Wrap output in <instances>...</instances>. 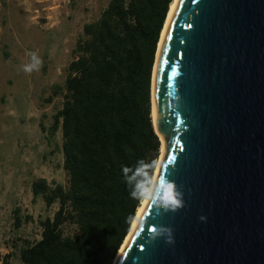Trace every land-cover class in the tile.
Listing matches in <instances>:
<instances>
[{"label": "water", "instance_id": "obj_1", "mask_svg": "<svg viewBox=\"0 0 264 264\" xmlns=\"http://www.w3.org/2000/svg\"><path fill=\"white\" fill-rule=\"evenodd\" d=\"M153 96L165 153L116 264H264V0H179Z\"/></svg>", "mask_w": 264, "mask_h": 264}, {"label": "trees", "instance_id": "obj_2", "mask_svg": "<svg viewBox=\"0 0 264 264\" xmlns=\"http://www.w3.org/2000/svg\"><path fill=\"white\" fill-rule=\"evenodd\" d=\"M172 0H108L83 24L64 68L44 102L60 98L49 125L61 133L65 183L35 177L32 200L52 215L38 219L39 238L16 237L21 264H112L151 184L161 141L151 117V78L157 44ZM144 197V196H143ZM14 229L32 220L12 210ZM13 253L0 257L8 264Z\"/></svg>", "mask_w": 264, "mask_h": 264}, {"label": "rangeland", "instance_id": "obj_3", "mask_svg": "<svg viewBox=\"0 0 264 264\" xmlns=\"http://www.w3.org/2000/svg\"><path fill=\"white\" fill-rule=\"evenodd\" d=\"M107 2L0 0V257L13 253L8 264H21L22 243L14 247L15 238L38 239V219L56 209V205L45 208L40 198L33 201L30 190L35 177L65 183L61 133L48 141L39 126L43 115V124H50L61 99L51 103L44 99L52 85L64 80L83 24L97 18ZM33 53L40 64L26 72L24 66L31 63ZM15 207L22 216H32L18 230L13 227Z\"/></svg>", "mask_w": 264, "mask_h": 264}, {"label": "bare ground", "instance_id": "obj_4", "mask_svg": "<svg viewBox=\"0 0 264 264\" xmlns=\"http://www.w3.org/2000/svg\"><path fill=\"white\" fill-rule=\"evenodd\" d=\"M178 2H179V0H172V2L170 4L169 11H168V14H167V18L165 20V23H164V26H163V29L161 31L160 38H159V41H158V44H157L155 62H154V65H153L152 78H151V83H152V87H151V117H152L153 124L155 123V108H154V96H153V93H154V75H155V66H156V61H157L158 50H159V47H160L164 32H165V30L167 28V25H168V23H169V21L171 19V16H172L176 6L178 5ZM160 140H161V143H162V145H161V154L159 156V159H158V162H157V166H156L155 171H154L152 182H151L150 186L148 187L146 194L142 198L139 207L137 208L135 217H134V219H133V221L131 223L130 230H129L127 236L125 237L120 249L118 250V253H117L115 259L113 260L112 264H116L117 263L119 257L121 256V253H122L123 249L127 245V243L129 241L133 231L135 230V228H136V226H137V224H138V222L140 220V217H141V215H142V213H143V211H144V209L146 207V204L150 200L151 195L153 193L154 182H155V179H156V177L158 175L159 165H160V163H161V161L163 159L164 153H165L164 139L161 137Z\"/></svg>", "mask_w": 264, "mask_h": 264}, {"label": "clouds", "instance_id": "obj_5", "mask_svg": "<svg viewBox=\"0 0 264 264\" xmlns=\"http://www.w3.org/2000/svg\"><path fill=\"white\" fill-rule=\"evenodd\" d=\"M39 64H40V60L33 53L32 54L31 63L26 64L24 66V71L30 72L33 69L38 68ZM132 194H133V196H136L138 198H143V196H144V193L140 189H137L136 191H133ZM180 195L181 194H179V193H174L173 199L168 204H166L165 207H169L170 206L171 208L174 209V208L180 206L182 204V200L179 198ZM203 219H205V218L204 217H201V220H203ZM161 231L167 232V242L168 243H172L173 240H172V236H171V230L170 229H165V230H161Z\"/></svg>", "mask_w": 264, "mask_h": 264}]
</instances>
